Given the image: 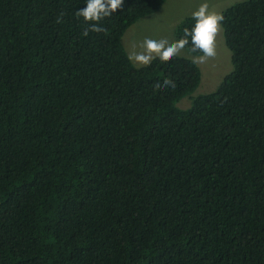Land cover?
Instances as JSON below:
<instances>
[{
	"label": "trees",
	"instance_id": "16d2710c",
	"mask_svg": "<svg viewBox=\"0 0 264 264\" xmlns=\"http://www.w3.org/2000/svg\"><path fill=\"white\" fill-rule=\"evenodd\" d=\"M166 1L94 32L84 0H0V264H264V0L223 11L233 72L188 109L199 66L122 43Z\"/></svg>",
	"mask_w": 264,
	"mask_h": 264
},
{
	"label": "rangeland",
	"instance_id": "374dc122",
	"mask_svg": "<svg viewBox=\"0 0 264 264\" xmlns=\"http://www.w3.org/2000/svg\"><path fill=\"white\" fill-rule=\"evenodd\" d=\"M243 1L246 0H167L158 12L140 19L131 26L124 34L122 43L129 55L132 51L141 50L144 37L148 35L157 37L166 35L170 39L176 40L177 26L185 18L192 17L191 13L197 10L201 3H207L209 12L222 15L225 9ZM215 43L216 55L208 58L204 63L196 62L198 56L193 55L185 48L176 54L193 60L201 70L200 86L192 95L185 97L177 104L179 108H190L193 99L217 90L224 78L233 72L232 53L226 45L223 27L218 32ZM157 55L153 52L152 59ZM146 64L134 65L141 67Z\"/></svg>",
	"mask_w": 264,
	"mask_h": 264
},
{
	"label": "clouds",
	"instance_id": "9594fccd",
	"mask_svg": "<svg viewBox=\"0 0 264 264\" xmlns=\"http://www.w3.org/2000/svg\"><path fill=\"white\" fill-rule=\"evenodd\" d=\"M85 7L77 11V15L83 18L87 28L94 32L102 31L99 22L115 14L121 8L123 0H84ZM194 24L190 30H185V36L178 40H172L166 35L144 37L141 50L132 51L128 59L134 64L150 63L153 52L163 59L175 56L185 45H191L192 51H199L200 56L196 62L204 63L208 58L216 55V36L221 30L223 16L208 11L207 3H201L197 10L191 13ZM87 35V31L84 33ZM164 84H170L165 80Z\"/></svg>",
	"mask_w": 264,
	"mask_h": 264
}]
</instances>
